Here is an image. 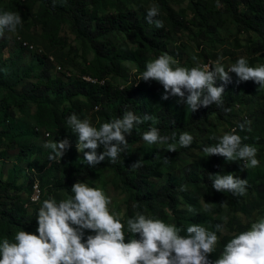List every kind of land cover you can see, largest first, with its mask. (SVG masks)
<instances>
[{"label": "trees", "instance_id": "16d2710c", "mask_svg": "<svg viewBox=\"0 0 264 264\" xmlns=\"http://www.w3.org/2000/svg\"><path fill=\"white\" fill-rule=\"evenodd\" d=\"M29 1L9 0L7 3H1V10L22 14L24 8L29 7ZM37 1L41 2L43 9L42 27L47 39L57 40L60 24L64 21L69 22L84 45L92 49L94 56L89 65L82 69V74L77 75L64 68L52 52L38 53L36 48L32 50L24 46L22 41H29L21 36L20 47L36 52L37 66L42 70L45 78L42 82L26 83L22 92H18L15 86L6 81L13 66L8 64L4 56L7 44L0 38V88L6 89L5 95L0 100V146L16 147L20 157H26L39 150L36 144L38 137L42 136L39 128H49L53 130L51 133L57 139L64 138L72 141L70 148L66 151V159L62 161L63 171L59 181L56 182L58 188L74 195L71 191L73 184L85 181L107 167L114 170L120 177L125 188L132 193L137 205L168 209L176 217L175 225L183 227L184 232L181 234H185L187 227L195 222L183 218L181 210L178 209L180 182L177 178L171 177L156 187L151 178L159 169L158 164L151 157L133 158V148L150 127L159 128L162 135L171 136L175 133L177 137L175 142H178L182 132L197 131L198 127L211 116L219 121L231 123L232 129L240 134L241 130L238 129V125H234L236 116L234 111H238L237 104L243 103L248 106L246 119L250 115L253 123L250 126L251 133L248 139L242 143L260 150L264 146V89H260L254 80L245 81L246 83L216 80L217 86L223 84L225 88L223 104L200 107L191 112L187 104L185 109L179 106V96L169 93L168 99H162L165 91L157 81V88L151 87L149 81L143 80L139 84L134 82V84L123 86L114 84L109 77L119 76L122 63L125 61L133 62L140 75L145 70L146 62L166 52L169 41L173 40L176 34L187 30L190 25L199 39L210 40V43L215 42L217 28L221 24L223 14L232 17L238 33L246 32L258 36L257 42H250L252 51L257 52L258 49H264V0H188L193 14L189 21H185L186 12L176 11L170 0H157L160 7L158 18L166 24L159 29L154 25H149L145 16L138 14L133 7V3L137 0ZM215 5L219 6L215 9ZM121 35L124 38H121ZM127 38L133 39L136 43L135 48L128 47L125 42ZM50 55L54 57V61L49 58ZM209 60L205 57V64H208ZM58 65L63 70H58ZM52 70L55 73L58 72L60 76L54 77ZM64 70L70 71L71 75L67 76ZM85 74L90 75L97 82L103 81V84L90 83L82 79V75ZM49 91H52L53 95H50ZM29 102L35 104V111L32 114L33 123L21 117V113H26L25 106ZM94 107H98L95 112ZM126 110L133 111L141 117L147 113L155 117L156 122L144 121L134 128L132 134L127 137L126 152L120 154L116 163L105 159L96 167H89L83 162V154L78 155L76 148L78 135L66 127L67 118L75 113L80 119H84L87 112L93 111L94 126L99 128L102 123L122 117ZM185 112L188 115L187 120L181 121V116ZM239 114L240 112H237V116ZM103 150L101 145L97 152L100 153ZM85 151L89 150L85 149ZM138 160L141 166L132 169L131 166ZM226 162L223 157L211 159L205 166L201 177L196 181V188L205 199L218 201L231 194L216 191L212 188V180L209 179V177L214 178L216 173H222ZM14 170L20 169L15 166ZM9 187L18 188L16 183L9 184ZM31 189L30 183L26 200L31 194ZM40 190L42 191V188ZM3 193V197H0V211L7 222L16 226L33 224L34 215L25 212L24 200L17 194H10L8 188L3 189ZM248 194L256 196L252 203L253 206L264 205V166L249 176L247 193L244 196ZM248 228L239 219H233L231 223L233 235L224 236L218 242L216 252L212 253L214 258L219 251L223 250L229 239ZM131 238V235L126 237L125 242ZM136 238H139V234H136Z\"/></svg>", "mask_w": 264, "mask_h": 264}, {"label": "clouds", "instance_id": "9594fccd", "mask_svg": "<svg viewBox=\"0 0 264 264\" xmlns=\"http://www.w3.org/2000/svg\"><path fill=\"white\" fill-rule=\"evenodd\" d=\"M159 16V6L152 4L146 11L145 19L149 25L159 29L164 27V21ZM22 23L20 14L0 12V38L6 31L16 32ZM175 64L171 56L162 54L147 61L145 70L136 78L159 82L165 90L162 97L165 100L169 98V93L184 98L187 92L185 103L191 112L213 104L222 105L225 88L223 84L217 86L216 80L219 78L228 82L231 80L230 73H235L241 81L254 80L260 89H264V65L250 66L243 56L227 68L220 59L190 69L173 67ZM144 121L156 122L155 117L147 113L141 117L126 110L122 117L102 123L97 128L89 119H80L73 113L67 118L66 127L78 135L77 149L83 153V162L94 168L105 159L116 163L120 154L128 148L127 137ZM250 125V120H244L237 127L241 131L250 130ZM176 139L175 133L162 135L157 127H150L142 135L147 145H164V150L169 152L177 151ZM212 139L217 142L203 148L205 157L221 156L228 162L239 160L245 169L259 166L258 150L242 143V137L235 129ZM193 141V135L186 131L178 138L180 147H188ZM101 145L104 150L98 153ZM42 146L50 149L49 159L56 160L62 158L71 145L67 139H62L55 142L47 140ZM164 162H168V157H164ZM140 166L138 160L131 168ZM209 179L216 191L233 196L247 193V179L231 172L223 175L216 173L214 178ZM181 190L186 189L181 186ZM71 191L74 195L67 199L57 201L49 198L43 201L36 216L38 234L23 230L16 233L14 242L3 239L0 243V264H264V218L257 219L247 230L229 239L222 254L210 260V254L217 249V232L224 231L221 224L215 226L216 231H211L193 223L182 235V226L167 224L141 213L121 222V218L109 209L111 198L101 189L78 181L72 185ZM211 210V204L204 205L205 212ZM86 230L94 235H87L85 240ZM126 234L132 237L128 242H125Z\"/></svg>", "mask_w": 264, "mask_h": 264}, {"label": "rangeland", "instance_id": "374dc122", "mask_svg": "<svg viewBox=\"0 0 264 264\" xmlns=\"http://www.w3.org/2000/svg\"><path fill=\"white\" fill-rule=\"evenodd\" d=\"M7 2H9V0H1L0 12H2L1 3ZM29 2V7L24 8L23 13L20 14L23 18L22 26H18L17 31L14 33L6 31L2 38L7 44L4 56L8 60V64H12L13 66V68L10 69L6 81L15 86L18 92H22L23 86L26 83L42 82L45 78L42 74V70L37 66L38 58L36 52L21 48L18 36H22L24 40H28L36 49L42 50V53L52 52L64 68L71 70L77 75L82 74V69L89 65V62L94 56L92 49L88 45H84L82 39L76 35L69 22L64 21L60 24L57 40L51 41L47 39L42 27L43 9L41 2L37 0H30ZM170 3L176 11L181 12L183 10L186 12L185 21H189L193 16L188 0H170ZM152 4L159 6L157 0H137L133 3V7L140 16H146V11ZM216 8L217 6L215 5V9ZM214 23H216V21H214ZM165 25L164 22V26ZM122 37L124 38L123 35H121V38ZM215 39L213 43H210V40L208 41L205 39L203 41V39H199L195 34L194 28L190 25L187 30L176 34L173 40L169 41L170 43L167 46V51L163 54L171 56L176 61L173 67L183 66L189 69L198 64H205V57L210 59L208 64L220 59L226 68L235 63L237 59L242 56L247 58L250 66L264 65V49H258L257 52H254L250 44V42H257L258 36L246 32L238 33L236 24L230 15H222L221 24L218 25ZM125 42L129 48L136 47V43L133 42L132 38H127ZM179 55L182 56L180 57ZM52 74L54 77L60 76L58 72L55 73L53 70ZM137 76L138 72L135 64L131 61H125L122 63L120 75L115 78L109 77V79H111L114 84L126 86L127 84H134V82L135 84H139L141 80H137ZM230 76L234 83H246L245 81L239 80L235 73H230ZM217 80L221 82L219 78ZM149 82L151 87H158L155 80H150ZM5 93L6 89L1 87L0 100ZM49 94L53 95L52 91H49ZM186 97V92L184 98L178 97V103L179 106L183 107L182 109L187 107L185 103ZM247 107L248 106L243 103L237 104L236 109L238 111H234L236 115L234 125H238L244 120H250L252 125V117L249 115L246 119V113L248 112ZM25 108L27 111L25 114L21 113V117H23L25 121L33 123L32 114L35 111V104L29 102ZM237 112H240L239 116H237ZM92 115H95L93 111H89L86 113L85 118L89 119L94 125L95 122H93L94 117H92ZM187 117V112H185L182 114L180 120L186 121ZM39 130L40 133H42V136H39L36 141L39 150L34 151L26 157H20L19 150L16 147L0 146V197H3V189L8 188L10 194H17L24 200L23 207L25 212L34 215L33 224L16 226L9 224L0 211V243H2L5 238L10 242H14L16 233L23 230L38 234V224L36 220L38 211L36 209L39 210L43 201L49 198H54L59 201L73 196L58 188V184L56 183L59 181L63 171L62 161L66 159V152L62 158L50 160V149H46L42 146L47 140L55 142L64 138L57 139L56 136L51 133L53 130L46 127L39 128ZM232 131L231 123L219 121L214 116H211L203 125L198 127L197 131L190 132L194 137V141L188 147H180L178 142H176L177 151L169 152L164 150L166 146L147 145L141 138L132 151L133 158L151 157L154 162L158 164L159 169L151 178V181L156 187L162 185L171 177L178 179L180 182V188L178 189V209L181 210L183 218L193 220L195 223L201 224L211 231H216L215 226L217 224L222 225L224 231L223 233L217 232L219 238L218 242L221 241L224 236L233 235L231 229L233 219L237 218L250 227L252 222L259 218H264V205L257 207L252 204L256 198L255 194H248L247 196H233L230 194L216 201L213 199H205L196 188V181L203 174L205 166L211 159L221 157H205L203 148L217 142L212 139L213 137H218L225 132ZM47 133L50 134L48 137H46ZM250 133L251 131L247 129L241 131L239 135L242 137V141L247 140ZM67 140L70 144L72 143L70 139ZM77 152L79 156H82L83 153L78 151V149ZM164 157H168L167 163L164 162ZM257 159L260 161V164L254 169L243 168V162L239 160L232 162L227 161L223 172L220 174L223 175L231 172L237 177L247 179L248 181L251 174H254L258 169L264 166L263 148L257 151ZM54 163L58 164V166ZM15 166H18L20 170L15 171ZM32 169L34 170L40 188H42L40 200L37 204L30 203L29 199L26 200ZM82 182H86L89 186L101 189L111 198L109 209L114 215L121 218V222L134 217L137 213L162 220L167 224L175 225L177 222L175 215L168 209L155 206L148 208L145 205H137L132 193L125 188L120 177L114 170L107 167L101 169L96 172L93 177ZM11 183H16L18 188L9 187ZM181 186L186 190H181ZM25 204H27V206H25ZM206 204H211V212L204 211V205ZM133 205H136V207H133ZM89 234L94 235L90 230H86L84 236L85 240ZM130 235L131 234H126V237ZM222 251L223 250L219 251L215 258L214 254H210V260L218 258L222 254Z\"/></svg>", "mask_w": 264, "mask_h": 264}, {"label": "built area", "instance_id": "2783aa9c", "mask_svg": "<svg viewBox=\"0 0 264 264\" xmlns=\"http://www.w3.org/2000/svg\"><path fill=\"white\" fill-rule=\"evenodd\" d=\"M18 37H19V40L22 41L21 40V36H18ZM22 44L24 46H26V47H29L32 50H35L34 45L33 44H30L27 41H22ZM36 51L38 53H42V50L36 49ZM49 58L52 61H54V57L52 55H50ZM57 69L58 70H63V68L60 65L57 66ZM64 71L66 72V75L67 76H70L71 75V72L70 71H68V70H64ZM82 79L87 80L90 83L103 84V81L97 82L95 79H92V77L89 76V75H82ZM97 110H98V107H94V111H97ZM47 136H48V134H46V137ZM263 153H264V149H263ZM30 183L32 185V189H31V194L29 196V202L32 203V204H37V202L40 200L41 190H40V187H39V183L36 180V175L34 174V170L33 169H32V174H31V178H30L29 184ZM25 206H27V204H25Z\"/></svg>", "mask_w": 264, "mask_h": 264}]
</instances>
